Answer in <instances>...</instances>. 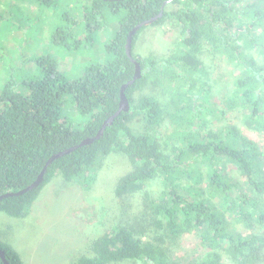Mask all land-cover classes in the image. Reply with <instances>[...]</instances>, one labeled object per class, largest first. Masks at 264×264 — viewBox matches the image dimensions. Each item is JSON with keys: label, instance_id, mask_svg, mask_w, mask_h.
Wrapping results in <instances>:
<instances>
[{"label": "trees", "instance_id": "16d2710c", "mask_svg": "<svg viewBox=\"0 0 264 264\" xmlns=\"http://www.w3.org/2000/svg\"><path fill=\"white\" fill-rule=\"evenodd\" d=\"M32 1L50 8L60 2ZM88 1L84 22L93 30L103 26L106 14L117 17L106 47L112 58L86 66L70 81L56 60L42 56L35 61L33 79L5 83L0 91V195L32 184L53 155L93 138L118 110L120 88L134 75L125 44L135 26L162 12L151 26L173 22L179 29L175 42L166 54H139L138 39L147 26L141 27L132 38L131 55L142 76L125 90L128 112H121L98 140L54 159L37 188L1 199L0 213L24 218L56 177L90 186L118 157L127 171L113 179L112 207L104 205L108 228L100 236H87L84 250L67 264H260L264 156L234 125H206V115L222 118L225 113L214 103L212 109L203 106L209 95L203 79L210 76V64L231 66L236 75L224 106L239 109L249 129L264 132V0ZM6 18L0 13V20ZM69 33L59 27L52 40L63 46ZM70 95L85 119L82 126L64 117ZM163 121L170 131H161ZM200 163L206 175L197 169ZM184 235H194L197 244L188 259L176 255ZM0 248L9 264H28L7 244L0 242Z\"/></svg>", "mask_w": 264, "mask_h": 264}, {"label": "rangeland", "instance_id": "374dc122", "mask_svg": "<svg viewBox=\"0 0 264 264\" xmlns=\"http://www.w3.org/2000/svg\"><path fill=\"white\" fill-rule=\"evenodd\" d=\"M1 1L0 13L7 18L0 20V91L9 80L19 83L23 79H33L35 61L42 56L56 60L58 69L70 81L77 79L86 66L101 64L112 58L106 47L116 31L117 17L106 14L103 26L93 30L94 27H88L84 22L83 10L89 7V4L86 5L88 0H60L55 8L39 6L32 0ZM64 13L70 21L63 20ZM59 27L70 32L63 46L52 40L53 33ZM178 31L173 22L161 26L149 25L138 39L136 52L166 54L175 42ZM75 40L81 44L74 45ZM210 66V76L203 79L209 91L203 106L212 109L214 103L225 114L222 118L203 114L206 125L210 128L221 123L234 125L243 136L256 143L264 156V132L249 129L239 109L228 111L224 106V99L233 86L232 76L236 72L227 65ZM146 92L151 93V88H147ZM66 100L64 117L82 126L85 119L78 116L72 96ZM136 120L139 126L144 125L140 118ZM159 127L164 132L170 128L167 121H163ZM197 169L202 176L208 171L203 163L197 165ZM126 171L125 160L113 157L90 186L81 182L68 184L61 177H56L43 187L24 218L0 213V242L12 247L28 264L69 263L84 250L87 236L97 237L107 230L109 211L104 210V205L112 207L114 178ZM230 173L237 176L234 169ZM184 182L187 185L195 183L188 179H184ZM177 245L176 255L188 259L197 244L194 235H184L178 239ZM261 252L264 257V247ZM223 264L231 263L225 260ZM260 264H264V261Z\"/></svg>", "mask_w": 264, "mask_h": 264}, {"label": "water", "instance_id": "95a60500", "mask_svg": "<svg viewBox=\"0 0 264 264\" xmlns=\"http://www.w3.org/2000/svg\"><path fill=\"white\" fill-rule=\"evenodd\" d=\"M162 16V12H160L158 15H156L155 17H152L148 20H145L143 22H141L140 24H138L137 26H135L129 33L126 39V44H125V52L128 58L131 59V62L134 65V75L132 77L131 80H129L126 84H123L120 88V93H119V104H118V110L112 115L110 116L107 120L104 121V123L102 124L101 128L99 129V131L97 132V134L93 137V138H87L85 140H83L79 145L71 147L69 149H66L62 152H59L55 155H53L44 165V167L42 168L41 172L39 173L38 177L36 178V180L30 184L29 186H27L26 188H24L23 190L16 192V193H6V194H2L0 195V200L3 198H8V197H12V196H20L24 193H27L31 190H33L34 188H37L43 181L44 178V174L46 172V168L48 165H50V163L54 160L57 159L63 155L68 154L69 152L75 150L77 147L86 145V144H91L94 141L98 140L105 128L109 125L112 124V122L114 121V119L116 117H118L120 115L121 112H128L129 110V103L128 100L125 96V90L128 86H130L131 84H133L135 82V80L139 79L142 76V69H141V65L140 63L136 60L132 58L131 55V44H132V38L135 35V33L143 26H149L151 24H153L156 20H158L160 17ZM0 259L2 261L3 264H9L8 260L6 259L5 256V252L0 248Z\"/></svg>", "mask_w": 264, "mask_h": 264}]
</instances>
